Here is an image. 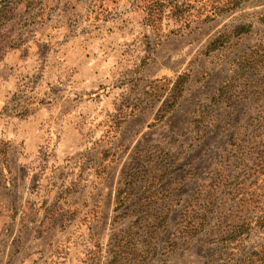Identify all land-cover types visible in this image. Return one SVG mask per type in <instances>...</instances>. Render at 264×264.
<instances>
[{
	"label": "rangeland",
	"instance_id": "obj_1",
	"mask_svg": "<svg viewBox=\"0 0 264 264\" xmlns=\"http://www.w3.org/2000/svg\"><path fill=\"white\" fill-rule=\"evenodd\" d=\"M258 1H245L191 31L170 34L183 22L163 17L155 27H148L144 0H0L1 10L15 3L11 17L1 27H7L5 36L13 39L10 46L32 38L23 48L34 59H42L46 51L54 54L64 42L62 50L72 51L80 82L86 86L79 94L80 108L64 129L51 123L47 126L39 152L43 157L56 148L73 152V158L65 162L66 174L59 172L55 177L63 175L70 189L82 180L92 183L80 207L64 210L59 202L49 203V221L61 227V233L54 237L55 243L49 241L48 254L29 255L23 263L22 258L32 249L28 244L17 257L0 254V264H107L114 234L141 217L150 221L151 214L163 209L169 211L155 238L159 252L146 264H203L212 255L223 254L221 245L204 242L217 213L190 242L180 241L173 248L170 244L177 240L176 224L186 201L200 189L206 192L218 172L222 183L231 184L233 177L226 175L236 176V132L264 110V66L257 73L238 61L249 44L264 38V23L258 20L263 9L254 7ZM247 23L253 25L254 35H247L241 43V37L232 36L218 49L204 52L217 32ZM5 46L0 47V54ZM184 70H190L191 77L183 96L162 121L152 125L169 97L173 78ZM92 73L96 76L90 87L95 90L84 94L89 87L87 76ZM224 83L223 95L211 103L210 97ZM242 90L248 95L243 99L237 95ZM89 96L95 110L88 106ZM131 109L133 113L120 121ZM199 129L205 133L197 138ZM0 149L6 150V143ZM94 163L97 168L92 176L94 171L88 168ZM3 180L0 175V182ZM33 181L35 189L36 178ZM119 190L122 206L116 201ZM83 199L79 197L78 202ZM3 225L9 230L11 222ZM15 225L12 222L11 227ZM262 236V230L253 233L240 246L237 257L253 249Z\"/></svg>",
	"mask_w": 264,
	"mask_h": 264
},
{
	"label": "crops",
	"instance_id": "obj_2",
	"mask_svg": "<svg viewBox=\"0 0 264 264\" xmlns=\"http://www.w3.org/2000/svg\"><path fill=\"white\" fill-rule=\"evenodd\" d=\"M247 1L250 4L255 0ZM254 7L263 9L260 11L263 14L264 0L254 3ZM1 27L0 42L3 43H0V47L6 46L0 54V148L2 143H6V150L0 149V175L4 177L0 182V254L17 257L31 244L32 249L22 258L24 263L29 255L48 254L49 241L54 239L55 243L54 237L60 236L61 227L49 221V203L59 202L65 206L64 210L80 207L92 190L91 180H82L78 187L70 189L63 175L55 177L59 172L66 174L65 162L68 157L73 158L70 155L73 152L56 148L47 157L41 156L39 152L46 138L47 133L44 132H47L50 123L51 126L60 125L63 129L65 125L73 123L74 112L80 108L79 94L86 86L80 82V68L72 51L66 53V50H62L67 42L58 45V51L54 54L46 51L42 59H34L23 48L33 42L32 38L23 39L26 41L23 44L10 46L13 39L5 36L7 27ZM254 33L256 31L252 25L250 31L240 35V43L247 35ZM95 76V73H92V77L87 76L89 87L87 92L83 91L84 94L95 90L90 87ZM92 99L88 97V106L95 110L96 104L91 107ZM94 165L88 168L93 169L92 176H95L97 168V164ZM35 178L37 187L34 189L32 184ZM50 179L52 182L48 184ZM81 196L85 199L78 202ZM30 198L33 200L30 201ZM32 203L36 206L34 212ZM53 207L59 209V205ZM7 222H11L9 230L3 227ZM12 222L18 226L12 228ZM51 232L54 234L51 235Z\"/></svg>",
	"mask_w": 264,
	"mask_h": 264
},
{
	"label": "trees",
	"instance_id": "obj_3",
	"mask_svg": "<svg viewBox=\"0 0 264 264\" xmlns=\"http://www.w3.org/2000/svg\"><path fill=\"white\" fill-rule=\"evenodd\" d=\"M144 1H146L144 10L148 27H155L163 17H171L177 22H183L179 27L169 31L170 34H179L187 30L191 31L199 24L212 21L221 13L238 8L247 0ZM196 2L199 4L196 5ZM11 4L6 10L0 9V27L12 15L15 3L11 2ZM258 20L264 23V13L259 15ZM251 28L252 24L247 23L237 24L230 29L221 31L209 40L204 52L209 53L218 49L232 36L240 37ZM238 61H244L245 65L242 67L254 69L258 73L264 66V38L256 41L247 51L239 55ZM141 64L143 65V60ZM190 77V70L176 74L172 81L169 97L152 125L162 121L176 107ZM249 82L252 84L255 81ZM226 84L221 85L210 97L211 103L219 101L226 89ZM244 92L245 90L238 92V97L246 98L248 95ZM132 113L131 109L129 113L120 118V121L123 122ZM243 126L242 130H237L236 142H234V144L236 143V155L234 156L236 157V176L234 177L227 171L226 177L232 176L233 180L231 184H226L222 183V173L218 172L215 174L216 178L208 184L206 192H202L204 190L200 189L192 200L186 201L183 205L182 215L176 224L177 240L170 244L173 248L180 241L190 242L210 224L212 220L210 216L217 213L218 216L212 229L206 232L204 242L221 245L223 254L218 257L212 255L203 264H264V110L259 111L253 121ZM203 133L205 130L199 129L197 138H200ZM162 177L163 175L158 178V182ZM120 191L116 195V201L122 206L124 202L118 200ZM221 193L223 197L219 196L222 195ZM168 211L163 209L151 214L150 221L144 217L136 219L114 234L108 249L107 264H146L148 260L156 257L159 249L155 238L166 224ZM261 230L263 231V240L247 253H243L241 257H237L240 246L253 233Z\"/></svg>",
	"mask_w": 264,
	"mask_h": 264
}]
</instances>
